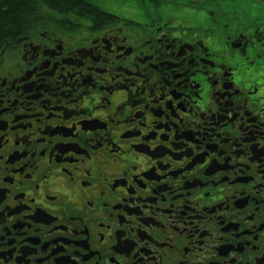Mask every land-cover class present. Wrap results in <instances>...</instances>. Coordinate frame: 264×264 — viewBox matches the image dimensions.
I'll use <instances>...</instances> for the list:
<instances>
[{"label": "flooded vegetation", "instance_id": "1", "mask_svg": "<svg viewBox=\"0 0 264 264\" xmlns=\"http://www.w3.org/2000/svg\"><path fill=\"white\" fill-rule=\"evenodd\" d=\"M0 32V264H264V0Z\"/></svg>", "mask_w": 264, "mask_h": 264}, {"label": "rangeland", "instance_id": "2", "mask_svg": "<svg viewBox=\"0 0 264 264\" xmlns=\"http://www.w3.org/2000/svg\"><path fill=\"white\" fill-rule=\"evenodd\" d=\"M98 6L105 13H110L117 16L119 19H125L132 22V24L138 27L142 23V19L147 17L142 12L148 10L152 11L157 8L158 12L163 10L169 12L171 9L179 10L180 12H192L186 10L189 7V3L194 0H89ZM89 12L84 13L82 16H86ZM75 18V17H74ZM78 19V18H75ZM79 22L84 24L82 29L77 34H83L84 36H93L89 19H78Z\"/></svg>", "mask_w": 264, "mask_h": 264}, {"label": "trees", "instance_id": "3", "mask_svg": "<svg viewBox=\"0 0 264 264\" xmlns=\"http://www.w3.org/2000/svg\"><path fill=\"white\" fill-rule=\"evenodd\" d=\"M27 0H0V32L3 33L7 25L12 26L16 30V19L24 18L29 14L30 7L25 5ZM31 9L40 10L42 5L47 6L49 9L58 11L63 14L70 13L71 11L82 12V14L89 12L87 15H94L98 20L104 16L100 14L96 7L91 5L87 6L78 0H30ZM39 8V9H38ZM36 13H32L35 15ZM28 17V16H27Z\"/></svg>", "mask_w": 264, "mask_h": 264}]
</instances>
